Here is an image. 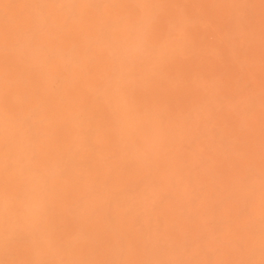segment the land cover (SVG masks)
<instances>
[{
	"label": "bare ground",
	"instance_id": "bare-ground-1",
	"mask_svg": "<svg viewBox=\"0 0 264 264\" xmlns=\"http://www.w3.org/2000/svg\"><path fill=\"white\" fill-rule=\"evenodd\" d=\"M171 1L152 54L111 76L41 65L13 45L41 0H0V264H264V0ZM85 9L37 44L67 47ZM121 15L102 7L104 33ZM240 130L236 158L222 140ZM198 154L207 171L183 172Z\"/></svg>",
	"mask_w": 264,
	"mask_h": 264
},
{
	"label": "rangeland",
	"instance_id": "rangeland-1",
	"mask_svg": "<svg viewBox=\"0 0 264 264\" xmlns=\"http://www.w3.org/2000/svg\"><path fill=\"white\" fill-rule=\"evenodd\" d=\"M107 4L118 6L122 11L121 17L125 25L115 33H104L101 28L104 18L100 15L102 7ZM173 4L171 0H41L40 6L44 21L38 25L40 31L20 34L13 41V45H19L18 42L21 41V38L32 43L35 56L41 59V65L46 64L54 57L60 59L64 64L72 65L80 63L84 58L93 63H105L108 67V74L114 76L126 68L122 65L123 63L136 65L145 61L152 54L156 48L155 40L165 34L158 27L164 19L162 10L164 8L173 10L171 7ZM50 6L53 7L52 10H50ZM84 7L87 13L92 15L84 17H88L93 24H90L87 30L84 29L69 36L67 42H71L67 47L48 48L44 44H37L38 39L45 34L42 28L58 29L59 23L53 19L57 14L68 20H76L79 17L77 12L80 11L78 10H82ZM48 19L50 20L48 21ZM149 72L151 73V71ZM208 129L210 131L219 130L214 123H210ZM247 143L246 133L243 130L236 132L232 138L222 140V146L227 154L236 158L242 155ZM183 151L185 150L182 149ZM205 161H207L205 154H198L195 161L184 162L186 169L183 172L199 171L198 169L207 171ZM245 168L244 170H247V167ZM213 175L218 180L224 177L221 173ZM236 181L239 183L242 180H235L234 183ZM223 191L225 192L221 198L223 204L232 203L235 205L238 209L235 214L239 216L241 210L247 205L246 201L228 191ZM245 209L247 208L245 207Z\"/></svg>",
	"mask_w": 264,
	"mask_h": 264
}]
</instances>
